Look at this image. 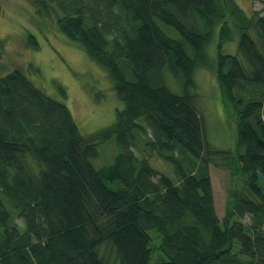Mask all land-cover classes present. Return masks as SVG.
<instances>
[{"label":"trees","instance_id":"1","mask_svg":"<svg viewBox=\"0 0 264 264\" xmlns=\"http://www.w3.org/2000/svg\"><path fill=\"white\" fill-rule=\"evenodd\" d=\"M38 2L108 70L124 105L85 134L21 66L1 70L0 264H264V7L248 16L235 0ZM233 28L238 52H224ZM198 67L221 87L233 149L207 139L191 91ZM109 142L113 159L99 165ZM211 164L231 175L223 219Z\"/></svg>","mask_w":264,"mask_h":264},{"label":"rangeland","instance_id":"2","mask_svg":"<svg viewBox=\"0 0 264 264\" xmlns=\"http://www.w3.org/2000/svg\"><path fill=\"white\" fill-rule=\"evenodd\" d=\"M235 1L248 16H252L255 9L264 7V0ZM30 33L34 34L33 38L38 40L39 46L35 47ZM233 33V40L224 43V52H238L239 37L234 28ZM215 39L208 45L209 54L214 60L218 54ZM0 40L3 50L0 74L3 72L1 70L21 66L36 85L69 106L82 133H90L115 120L117 109L122 108L124 103L116 95L108 70L90 57L77 42L58 31L56 17L51 9L41 5L38 0H0ZM31 64L39 68V73L30 67ZM168 77L171 78L170 75ZM194 78L196 86L191 91L198 94L195 102L203 114L209 143L217 148L233 149L236 144L235 127L228 126L221 87L214 72L198 67ZM169 85L176 90L172 80ZM60 87L65 89L66 96H63ZM100 147L97 159L99 165L110 162L116 151L114 142ZM135 151L142 155L141 151ZM149 160L160 171L172 173L169 162L157 154L149 156ZM210 170L216 211L219 218L223 219L230 194L231 175L228 170L213 164ZM150 234L154 259H157L160 254V236L155 229H151Z\"/></svg>","mask_w":264,"mask_h":264}]
</instances>
